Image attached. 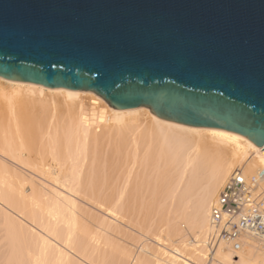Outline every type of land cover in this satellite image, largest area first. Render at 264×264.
<instances>
[{"label": "bare ground", "instance_id": "bare-ground-1", "mask_svg": "<svg viewBox=\"0 0 264 264\" xmlns=\"http://www.w3.org/2000/svg\"><path fill=\"white\" fill-rule=\"evenodd\" d=\"M233 170L264 171V151L90 92L0 78V264L202 263L210 206ZM183 222L198 243L190 252L161 235L141 241L178 238ZM215 256L264 264V236L238 252L220 242Z\"/></svg>", "mask_w": 264, "mask_h": 264}, {"label": "water", "instance_id": "water-1", "mask_svg": "<svg viewBox=\"0 0 264 264\" xmlns=\"http://www.w3.org/2000/svg\"><path fill=\"white\" fill-rule=\"evenodd\" d=\"M0 78L264 151V0H0Z\"/></svg>", "mask_w": 264, "mask_h": 264}, {"label": "built area", "instance_id": "built-area-1", "mask_svg": "<svg viewBox=\"0 0 264 264\" xmlns=\"http://www.w3.org/2000/svg\"><path fill=\"white\" fill-rule=\"evenodd\" d=\"M264 171L246 177L234 171L210 206L207 245L223 242L239 251L247 236H264Z\"/></svg>", "mask_w": 264, "mask_h": 264}, {"label": "rangeland", "instance_id": "rangeland-1", "mask_svg": "<svg viewBox=\"0 0 264 264\" xmlns=\"http://www.w3.org/2000/svg\"><path fill=\"white\" fill-rule=\"evenodd\" d=\"M3 86H5V85H3ZM236 169V168H235ZM234 169V170H235ZM233 170V171H234ZM255 171H257V170H254L253 172H251V173H248L247 174V177H250V176H252L253 175V173L255 172ZM231 173H233V172H231ZM175 178H176V181H177V176H175ZM172 182H173V184H176V183H174L175 182V179H173L172 180ZM182 224V225H181ZM180 224V226H183V229L185 230V234L183 233V234H181L180 235V237L178 236V238H177V236L176 237H174V238H168V237H164V234L162 235V234H160L159 232L158 233H152V232H148V234H147V232H145V233H143V232H141L142 233V239H141V241H145L148 237L149 238H151V236H149V233L152 235V234H154L155 236L156 235H161L162 237H163V239H168L166 242L164 241V244L166 243V247L169 249V250H173L174 248H178V249H182V247L181 246H186L184 249L185 250H194V248L195 247H193V246H195L196 244V246H198V243L197 242H195V238L194 237H192V233H191V230L192 229H190V227L189 226H185L184 225V222L183 223H181ZM186 224V223H185ZM179 226V227H180ZM188 227V228H187ZM182 228V227H181ZM183 229H180V230H182V231H184ZM181 231V232H182ZM143 235H145V236H147V237H144L143 238ZM152 236V237H155V236ZM184 236V238H182V237ZM140 237V236H139ZM140 237V238H141ZM176 238V239H175ZM193 238H194V240H193ZM144 239V240H143ZM151 239H153V238H151ZM175 239V240H174ZM181 239H183V241H185V242H182V241H180ZM185 239V240H184ZM179 241V242H178ZM149 242H152L151 240L149 241ZM176 242V243H175ZM182 243V245H179V243ZM180 243V244H181ZM218 243V244H217ZM219 243L220 242H216V243H214L213 245L211 244V248L206 244V246H205V248H206V250H205V248L203 247L202 249L203 250H205V254H206V256H205V259H203L201 262L202 263H200V262H198V261H195V263L196 264H215L216 263V256H215V252H216V250H217V248H218V245H219ZM184 244V245H183ZM192 247H193V249H192ZM190 252V251H189ZM235 252H238V251H235ZM184 253L185 254H187L185 251H184ZM235 254H233V256H234ZM232 260H236V259H234V257H232ZM249 264H261L259 261H257V263H256V261H254V263H252V262H250Z\"/></svg>", "mask_w": 264, "mask_h": 264}]
</instances>
